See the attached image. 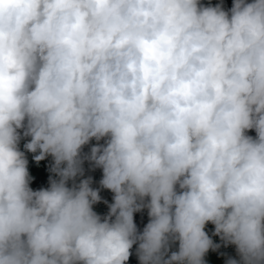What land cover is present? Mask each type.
I'll use <instances>...</instances> for the list:
<instances>
[{
  "label": "clouds",
  "instance_id": "clouds-1",
  "mask_svg": "<svg viewBox=\"0 0 264 264\" xmlns=\"http://www.w3.org/2000/svg\"><path fill=\"white\" fill-rule=\"evenodd\" d=\"M209 222L264 264V0H0V264H205Z\"/></svg>",
  "mask_w": 264,
  "mask_h": 264
},
{
  "label": "trees",
  "instance_id": "trees-1",
  "mask_svg": "<svg viewBox=\"0 0 264 264\" xmlns=\"http://www.w3.org/2000/svg\"><path fill=\"white\" fill-rule=\"evenodd\" d=\"M200 2L204 5H208L209 3L213 6H215L217 3H223V6L225 10H228L232 7L233 0H200ZM248 2H251V0H248ZM22 132V130H20ZM248 135H251L255 137V131L250 130L247 132ZM30 140V137L22 138L19 143V148L21 151L25 152V156L28 160V171L29 175L31 177L29 186L34 190H39L41 188H48L49 185V176H53L55 178L54 174L49 172V167L52 164V157L48 156L44 160L37 163L33 156L37 155V153H31L24 149V144L27 143ZM97 142L95 140H92L89 142L88 145H85L83 148L84 153H88L90 151L91 146L95 145ZM99 143L103 144L104 141L101 140ZM84 168V175L82 177L76 178V183L78 184L81 179H86L88 177H92V184L91 187L94 189H99V195L101 196V201L97 204L93 205V210L97 212L101 217L107 215L109 211L108 205L113 202V193L108 190L104 189L100 186L99 181L102 179V169L101 168H93V166L88 162L85 161L83 164ZM72 181L68 182V186L71 187ZM104 201H107L108 203H104ZM149 220V217L147 215V209H144L141 212L134 213V222L137 225V228L139 231H142L144 226L147 224ZM208 232L209 235L213 236L217 240V244L220 245L218 248V251L216 253H209L204 256L206 260V264H227V260L229 258H234L239 260V256L236 251L235 245H227L225 246L224 242L221 241L220 237L218 235H214L215 226L212 223H207ZM136 247L137 245H133V248L130 250L132 252V255L129 257V260L127 261V264H139V260L136 256ZM172 251L178 250V247L176 244L172 245L171 248Z\"/></svg>",
  "mask_w": 264,
  "mask_h": 264
},
{
  "label": "built area",
  "instance_id": "built-area-1",
  "mask_svg": "<svg viewBox=\"0 0 264 264\" xmlns=\"http://www.w3.org/2000/svg\"><path fill=\"white\" fill-rule=\"evenodd\" d=\"M205 231L207 232V234L209 235V232H208V227H207V224H206V226H205ZM209 237L212 239V241H213V243L214 244H217V240L213 237V236H211V235H209ZM218 251V249H216V250H212L211 248L208 250V252L205 254V255H207V254H209V253H216ZM204 259V262H205V264H206V260H205V258H203Z\"/></svg>",
  "mask_w": 264,
  "mask_h": 264
},
{
  "label": "rangeland",
  "instance_id": "rangeland-1",
  "mask_svg": "<svg viewBox=\"0 0 264 264\" xmlns=\"http://www.w3.org/2000/svg\"><path fill=\"white\" fill-rule=\"evenodd\" d=\"M176 245H177V247H178V243H177Z\"/></svg>",
  "mask_w": 264,
  "mask_h": 264
}]
</instances>
